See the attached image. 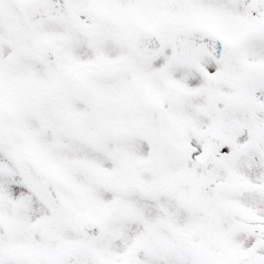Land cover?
<instances>
[{
    "label": "snow or ice",
    "instance_id": "obj_1",
    "mask_svg": "<svg viewBox=\"0 0 264 264\" xmlns=\"http://www.w3.org/2000/svg\"><path fill=\"white\" fill-rule=\"evenodd\" d=\"M0 264H264V0H0Z\"/></svg>",
    "mask_w": 264,
    "mask_h": 264
}]
</instances>
